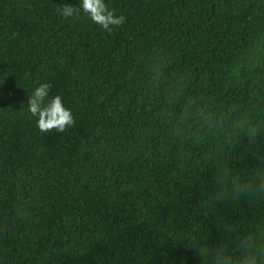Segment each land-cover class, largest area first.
I'll use <instances>...</instances> for the list:
<instances>
[{
	"label": "trees",
	"instance_id": "16d2710c",
	"mask_svg": "<svg viewBox=\"0 0 264 264\" xmlns=\"http://www.w3.org/2000/svg\"><path fill=\"white\" fill-rule=\"evenodd\" d=\"M0 0V264H241L264 248V0ZM71 111L41 132L38 83Z\"/></svg>",
	"mask_w": 264,
	"mask_h": 264
},
{
	"label": "clouds",
	"instance_id": "9594fccd",
	"mask_svg": "<svg viewBox=\"0 0 264 264\" xmlns=\"http://www.w3.org/2000/svg\"><path fill=\"white\" fill-rule=\"evenodd\" d=\"M57 11L64 18L73 17L82 12L91 22L106 31H111V26L121 25L125 19L123 16L114 15L104 0H79L78 7L63 4ZM50 90L49 83H38L32 89L28 99V111L35 117L39 131L48 132L53 129L63 131L66 126H71L73 117L71 111L62 104L60 95L52 96ZM241 264H264V248L250 250L242 258Z\"/></svg>",
	"mask_w": 264,
	"mask_h": 264
}]
</instances>
